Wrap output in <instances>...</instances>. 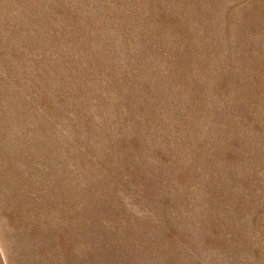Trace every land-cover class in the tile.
<instances>
[{"label": "rangeland", "instance_id": "rangeland-1", "mask_svg": "<svg viewBox=\"0 0 264 264\" xmlns=\"http://www.w3.org/2000/svg\"><path fill=\"white\" fill-rule=\"evenodd\" d=\"M0 264H264V0H0Z\"/></svg>", "mask_w": 264, "mask_h": 264}]
</instances>
